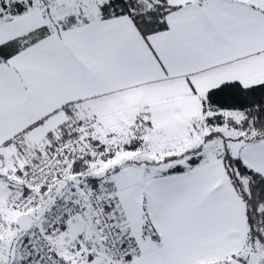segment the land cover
Segmentation results:
<instances>
[{
  "label": "snow or ice",
  "instance_id": "6c2138e0",
  "mask_svg": "<svg viewBox=\"0 0 264 264\" xmlns=\"http://www.w3.org/2000/svg\"><path fill=\"white\" fill-rule=\"evenodd\" d=\"M0 264H264V0H0Z\"/></svg>",
  "mask_w": 264,
  "mask_h": 264
}]
</instances>
